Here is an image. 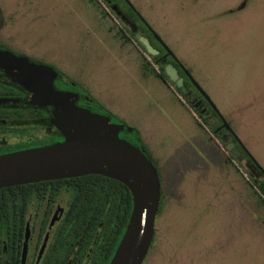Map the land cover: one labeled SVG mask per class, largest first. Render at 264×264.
Segmentation results:
<instances>
[{
    "label": "rangeland",
    "instance_id": "374dc122",
    "mask_svg": "<svg viewBox=\"0 0 264 264\" xmlns=\"http://www.w3.org/2000/svg\"><path fill=\"white\" fill-rule=\"evenodd\" d=\"M124 1L264 169V0ZM115 11L104 0H0V45L57 67L91 96L88 110L137 131L122 134L143 144L162 189L142 264H264V205L250 180L261 174L230 158L228 131L222 142L157 76L164 49L143 51Z\"/></svg>",
    "mask_w": 264,
    "mask_h": 264
},
{
    "label": "water",
    "instance_id": "95a60500",
    "mask_svg": "<svg viewBox=\"0 0 264 264\" xmlns=\"http://www.w3.org/2000/svg\"><path fill=\"white\" fill-rule=\"evenodd\" d=\"M132 31L148 54L159 53L147 37L135 32V25ZM156 38L165 50V56H171L177 63L170 50ZM180 68L221 120V125L212 134L220 129L228 131L242 148L241 152L233 143L228 144L232 156L239 159L249 157L264 175L262 166L242 145L209 96L185 69ZM0 69L6 72L7 81L27 93L26 100L18 104L45 108L50 113L46 122L65 137L56 144L0 154V189L86 174H99L121 182L130 191L133 205L109 264H142L154 237L161 198L160 180L154 164L140 148L118 136L124 126L112 123L108 116L78 107L76 94L56 90L53 87L56 72L52 68L16 56L8 50H0ZM164 71L168 80L179 89V95H186L184 78L179 75L178 69L169 62L165 64ZM192 98V95L188 96L187 103L193 104ZM193 105L196 107L197 103ZM126 129L131 131V128ZM221 140L225 142L227 136L224 135Z\"/></svg>",
    "mask_w": 264,
    "mask_h": 264
},
{
    "label": "flooded vegetation",
    "instance_id": "af4514ba",
    "mask_svg": "<svg viewBox=\"0 0 264 264\" xmlns=\"http://www.w3.org/2000/svg\"><path fill=\"white\" fill-rule=\"evenodd\" d=\"M113 7L116 6L112 5V9ZM113 10L128 24V29L132 31L133 25L137 28L126 10ZM0 50H8L16 56L26 57L36 64L52 68L56 72L53 87L59 91L76 94L77 106L87 109L89 94L85 90H78L57 67L5 44L0 45ZM168 57H165L164 50L158 55V60L166 63ZM176 68L181 70L178 65ZM5 74L6 72L0 69V154L62 142L65 137L46 122L50 113L43 107L18 104L26 100L27 93L7 81ZM191 95L188 89L186 98ZM192 100L197 103L196 107L192 104L194 109L205 112V100L200 93ZM7 101L12 103L5 104ZM126 128L124 130L127 131ZM124 130L119 131L118 136L138 147L122 134ZM226 132L225 129L218 131L221 138ZM230 137L233 138L231 134ZM239 150L242 152L241 147ZM91 175L99 174L54 179L63 182L47 183L41 187L40 193L33 195L30 190L37 187L22 184L26 185L22 186V193L16 191L7 202H3L2 205L8 209L10 216L0 217V264H109L120 242L119 240L112 252L117 232L115 227L111 229L109 209L112 205L115 206L116 202L112 203L108 196L93 194V190H86L75 184L80 180L90 179ZM122 202L120 200L118 206H122ZM81 208L91 210L90 215L83 217L82 212L78 210Z\"/></svg>",
    "mask_w": 264,
    "mask_h": 264
},
{
    "label": "trees",
    "instance_id": "16d2710c",
    "mask_svg": "<svg viewBox=\"0 0 264 264\" xmlns=\"http://www.w3.org/2000/svg\"><path fill=\"white\" fill-rule=\"evenodd\" d=\"M104 1L107 3V6H110V5L116 6V9L118 11L124 12V10H126V12L128 14V17L136 24L137 30L141 29L140 26L137 23L136 15L134 14V12L131 10V8L126 3H124V5H125V8H124L123 6H121L117 2V0H104ZM128 32L131 35V37H134V32L133 31L129 30ZM141 32L144 33L145 36H148V38H149L151 44L153 45V47H155V48H157L159 50H163V48L159 44H154L152 42L151 38L148 35L149 31L147 29H144V30L141 29ZM124 38L127 39L128 37L125 36ZM140 46L143 49V51H145L144 47L142 45H140ZM169 62L177 67V65L172 61V59H170L166 63H169ZM143 64L147 65V64H149V62L145 61ZM165 64L163 66L159 67V72L157 73V76L160 79H162L163 81H165L166 83L171 84L173 86L174 90L179 94V89L175 86V84L173 82H170L168 80V77L165 74V71H164ZM178 72H179V74L181 76H184V78H185L184 79V84H185V86L187 87V90H188L189 86H193V85L191 84L189 79L183 74V72L181 70L178 69ZM181 96L186 100V95H181ZM89 98H91L90 95H89ZM188 103L192 107V104L190 102H188ZM204 103L207 106V110L205 112H201V111H199L197 109H194V111L197 113L198 117L202 120V122L206 126L209 127L210 131L213 132L218 126L211 125V123L209 121L210 114H212L219 121V123L221 122V120H220L219 116L207 104V102L204 101ZM124 131H126V130H124ZM130 132L134 133V134H138L137 131L134 130V128H131ZM214 135L216 137H220V139H221V135L218 132L216 134H214ZM232 140L235 142V146L239 149L240 146L236 142L234 137L232 138ZM140 143H141V141H140ZM139 148L144 153V155L149 159V157H148V155L146 153L145 147L143 146L142 143L139 146ZM229 156H230L231 159L237 161V158H234L230 151H229ZM246 159L251 164V166L256 171H258L261 174V176H262V178L259 179L256 176L252 175L250 180H251L252 184L256 187V189L262 195V197L259 196V202L262 205H264V175L260 172V170L255 166V164L253 163V161L249 157H246ZM159 180H160V178H159ZM62 182H63V180H53L51 182L39 181V182L29 183V184H26V185L27 186H32V187H37V189H31L30 190V193L33 195V194H36V193H40L41 192V187L45 186V184H47V183H54L55 184V183H62ZM75 184L84 187L86 190H93V194L100 193L101 196H104V195L108 196L112 203L116 202V205L115 206L112 205L111 208L109 209L110 212H111L109 214L111 229H113V227H115L116 232H117V235H115L116 236V240L114 242V245L112 246V252H113L116 244L118 243V241L120 240V238H121V236H122V234L124 232V229H125V227H126V225L128 223V219H129V216H130V213H131V210H132L133 201H132V196H131L130 191L121 182H119L117 180H114V179H111V178L103 177V176H100V175H91L90 179L86 178V179L80 180L78 183H75ZM26 185H20V186H15V187H11L10 186V187H4V188L0 189V217L10 216L8 214V209L5 206H3L2 203L3 202H7L14 192L17 191V193H22L23 192L22 186H26ZM160 187H161V181H160ZM161 193H162V189H161ZM120 200H121V202L123 200V202H122L123 205L122 206H118ZM160 208H161V198H160V203H159L157 214H158ZM78 210L82 212L81 214H82L83 217H88L90 215L89 212L91 211L89 209H83V208L78 209ZM81 214H79V217H80ZM112 236H114V234H112Z\"/></svg>",
    "mask_w": 264,
    "mask_h": 264
}]
</instances>
